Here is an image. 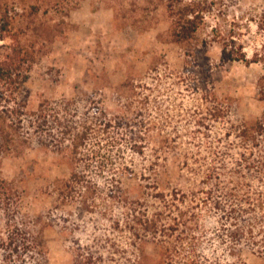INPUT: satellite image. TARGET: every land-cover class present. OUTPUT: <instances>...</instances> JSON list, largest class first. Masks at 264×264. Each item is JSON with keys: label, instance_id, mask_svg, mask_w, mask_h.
Listing matches in <instances>:
<instances>
[{"label": "rangeland", "instance_id": "obj_1", "mask_svg": "<svg viewBox=\"0 0 264 264\" xmlns=\"http://www.w3.org/2000/svg\"><path fill=\"white\" fill-rule=\"evenodd\" d=\"M213 1L197 37L206 47L210 80L225 107L217 121L209 116L216 106L185 82L183 52L170 42L162 10L154 13L152 26L140 31L116 28L108 1L80 0L70 11L73 26L32 67L27 109L36 110L45 99L68 101L72 121L84 113L92 115L97 107L114 116H129L131 127L112 133L121 139L109 150V166L100 170L96 161H84L77 167L97 195L91 211L78 201L58 200L53 181L68 179L71 169L49 144L51 136L41 138L46 144L33 137L18 155H0V176L12 189L6 197L0 194V237L7 234L5 223H16L40 230L47 247L45 257H27V264H71L78 242L101 250L105 236L127 242L129 236L112 233L104 216L124 213L119 203L109 200L112 189L137 200L148 214L170 209L173 215L178 211L193 215L192 225L204 234L200 251L208 264L236 260L230 257L236 248L246 264H264V256L253 252L256 246L246 238L231 244L219 231L222 224L229 225L226 214L233 207L238 223H253L257 239H264V218L255 202L258 194L264 198V131L252 134L243 126L264 112L256 85L263 67L220 59L221 43L230 39L251 56L262 39L256 20L264 0ZM18 3L23 6L27 1ZM208 191L209 200L218 201L221 210L202 202ZM246 195L252 204L243 202ZM95 238L101 240L94 242ZM152 248L147 246L148 251ZM4 254L0 248V263ZM113 255L119 262L128 254Z\"/></svg>", "mask_w": 264, "mask_h": 264}, {"label": "trees", "instance_id": "obj_2", "mask_svg": "<svg viewBox=\"0 0 264 264\" xmlns=\"http://www.w3.org/2000/svg\"><path fill=\"white\" fill-rule=\"evenodd\" d=\"M26 1V5L20 6L18 0H0V155H18L26 145L32 143L33 137L39 143L46 144L43 139L51 136L53 140L49 144L65 157L71 169L68 179L53 181L58 200L78 201L82 209L91 211L96 205L97 195L77 167L84 161H96L100 170L109 166L112 163L109 150L121 139L112 133L118 129L129 130L130 117L114 116L94 107L92 115L85 117L84 113L82 119L72 121L69 119L72 116L69 109L71 102L47 99L40 102L36 110L27 109L30 95L27 82L32 67L53 41L73 26L68 17L70 11L78 7L80 0ZM104 1L109 2L108 6L113 11V24L119 29L128 27L137 31L145 30L153 25L154 13L162 10L168 20L169 40L183 52L187 86L194 92H200L205 102L216 106V109L209 111L212 120L217 121L223 116L225 107H221V99L210 80L211 67L206 47L198 44L197 37L205 15L213 10V0ZM256 28L262 34V39L251 56H247L241 44L230 39L222 41L220 59L222 62L238 60L245 65H262L263 71L258 74L256 85L258 98L264 102V7L256 20ZM243 126L252 134L263 132L264 112L252 122L246 121ZM243 132L241 135L247 137L246 131ZM11 193L10 185L0 176V194L6 197ZM205 194L202 202L221 210L218 201L209 200L211 192ZM107 195L112 203H119L124 208L121 215H104L110 223V230L120 237L127 234L129 240L122 243L121 240L105 236L98 246L101 250L78 242L72 249L71 264H208L200 251V238L203 239L204 234L192 225L193 215L188 216L181 211L173 215L170 209L148 214L140 209L137 200L128 198L122 190L115 193L112 189ZM229 196L234 197L235 193L229 192ZM257 196L256 207L264 218V198L260 194ZM251 200L252 197L246 195L243 202L250 205ZM232 208L226 214L229 225L222 224L219 231L231 244L246 238L252 246H256L253 252L264 256V239H257L253 223L240 225L238 212ZM5 226L7 234L0 237V248L5 254L0 264H27V257L32 260L45 257L47 247L40 230L33 231L10 222L5 223ZM99 239L95 238L94 242ZM149 244L153 245L151 251L147 250ZM108 248L112 254L107 255L103 251H108ZM240 251L236 248L230 252V257H236V260L222 263L215 261L211 264H246L239 257ZM113 254L128 255L123 261L117 262Z\"/></svg>", "mask_w": 264, "mask_h": 264}, {"label": "crops", "instance_id": "obj_3", "mask_svg": "<svg viewBox=\"0 0 264 264\" xmlns=\"http://www.w3.org/2000/svg\"><path fill=\"white\" fill-rule=\"evenodd\" d=\"M106 15H107V13H106Z\"/></svg>", "mask_w": 264, "mask_h": 264}]
</instances>
